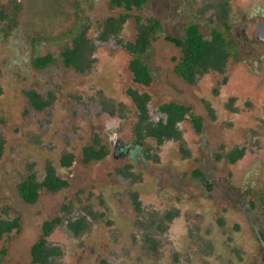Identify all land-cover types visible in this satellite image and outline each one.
<instances>
[{
  "label": "rangeland",
  "instance_id": "1",
  "mask_svg": "<svg viewBox=\"0 0 264 264\" xmlns=\"http://www.w3.org/2000/svg\"><path fill=\"white\" fill-rule=\"evenodd\" d=\"M0 10L9 20L0 23V220L18 224L0 239V264H35L30 249L55 217L46 248L58 253L44 264H264V42L255 35L264 0H149L128 13L109 0H0ZM124 13L117 36L100 39L103 22ZM137 17L161 24L147 87L133 83L121 45L134 39ZM189 22L207 39L221 33L230 53L222 73L194 84L175 74L180 49L164 39L180 38ZM70 43L83 53L69 61L87 69L62 64ZM36 55L56 61L38 70ZM129 88L150 96L151 121L164 118L159 105L175 102L202 117V132L187 116L178 124L181 147L146 138L115 156L117 140L133 141ZM95 136L108 154L84 163L82 147ZM238 148L243 156L230 164ZM64 153L73 156L68 168L59 165ZM48 162L67 187L23 202L17 185L29 171L40 181Z\"/></svg>",
  "mask_w": 264,
  "mask_h": 264
},
{
  "label": "trees",
  "instance_id": "2",
  "mask_svg": "<svg viewBox=\"0 0 264 264\" xmlns=\"http://www.w3.org/2000/svg\"><path fill=\"white\" fill-rule=\"evenodd\" d=\"M149 0H109V6L112 9H124L125 12L132 10H139L143 8ZM119 15L118 18L109 17L102 25V40L108 37H116L121 25L129 18L128 14ZM5 18V14L0 11V22ZM136 35L130 42L121 43L122 47L129 53L130 60L128 62V70L132 75L134 83L148 86L152 81L151 72L147 63V56L152 47L153 41L161 34V24L154 18H147L141 22L140 18L135 19ZM86 28L81 32L80 36L85 39ZM165 41L175 45L180 49L181 56L174 67L175 73L183 78L187 83L193 84L197 77L209 69L221 72L229 56V46L226 44L224 37L219 32H213L210 39H207L200 32L199 25L194 22H189L184 26L183 33L180 38H173L169 36L164 37ZM76 48L68 49L62 56L66 66H79L77 60L82 56L79 45L73 46ZM78 54L74 60L69 61L68 56L74 57L76 51ZM52 61L51 57H36L34 65L36 68H43ZM127 94L131 98L137 110L139 122L136 123L134 133L140 139L144 136H150L156 139L158 144H161L165 139L179 140V132L177 130V123L189 115L192 126L196 132H201L202 122L198 117L190 113V109L186 106L176 104L174 102L163 103L159 105L158 111L166 115L165 123L159 120L154 123L149 120L147 113V104L150 97L143 93L138 94L134 90H128ZM30 103L36 109H42L45 102L39 100L35 92L27 94ZM83 162L90 160H101L106 155V150L99 147L95 151L92 147L84 148ZM243 154V150H235L228 155L231 163L238 160ZM63 165L69 166L71 157L67 156L61 161ZM67 186V182L55 175L54 169L47 164L44 177L41 181L37 180L36 174L28 173L17 186V192L20 199L27 204H34L39 197L42 190L49 192H56ZM60 222L58 217L42 224L41 234L37 241L30 249L31 260L36 264H44L48 258L58 253L57 250L46 248V237H48L52 229ZM16 221L8 222L0 220V239L12 228H17ZM77 233V229H73ZM3 251L0 250V263Z\"/></svg>",
  "mask_w": 264,
  "mask_h": 264
},
{
  "label": "flooded vegetation",
  "instance_id": "3",
  "mask_svg": "<svg viewBox=\"0 0 264 264\" xmlns=\"http://www.w3.org/2000/svg\"><path fill=\"white\" fill-rule=\"evenodd\" d=\"M0 11H2V10H0ZM3 12V14H5V11H2ZM8 16L5 14V18L4 19H2V21L0 22V23H2V22H9V20H7L8 18H7ZM262 22H264V21H262ZM262 22H260V23H262ZM11 23L12 24H14L15 22L14 21H12L11 20ZM259 23V24H260ZM258 24V25H259ZM87 29H88V27H87ZM87 29H86V32H87ZM103 31V30H102ZM256 35V34H255ZM259 36L260 37H262V38H264V28L262 29V30H259ZM100 39H102V32H101V36H100ZM84 41L86 42V46H88V47H86V50H88L87 52H89V50L91 49L90 47H89V42L87 41V38H86V33H85V39H84ZM73 48V45L70 43V46H67V47H65L61 52H60V54H59V59L61 60V62H62V64L66 67V68H73V69H76V70H85V69H87L88 68V66H87V64H86V62L85 63H82V64H79V66L78 67H74V66H66L65 65V63H64V58H63V56H62V54L65 52V51H67L68 49H72ZM36 57H41V58H43V57H51L52 58V61L51 62H49L45 67H43V68H40V69H45L46 67H48L50 64H52V63H54L55 61H56V58L55 57H53V56H51V55H44V56H41V55H36L34 58H33V62H32V65H33V67L35 68V69H38L39 70V68H36L35 67V65H34V60H35V58ZM225 66V65H224ZM175 67V66H174ZM224 68V67H223ZM224 70V69H223ZM223 70L221 71V72H219V71H217V70H212V69H209L208 71H206V72H204V73H202L201 75H203V74H205V73H207V72H209V71H215V72H218V73H222L223 72ZM131 74V73H130ZM176 74V73H175ZM177 75V74H176ZM201 75H199V76H201ZM132 76V75H131ZM178 76V75H177ZM198 76V77H199ZM180 77V76H179ZM181 78V77H180ZM185 83H187L183 78H181ZM133 81V80H132ZM134 83V82H133ZM195 83V82H194ZM193 83V84H194ZM135 84H137V83H135ZM187 84H189V83H187ZM137 85H140V84H137ZM141 86H143V85H141ZM145 87H147V86H145ZM128 90H133V89H127L126 90V96L130 99V101H131V103H132V105L134 106V108H135V111H136V123L137 122H139V118H138V116H137V110H136V107H135V105L133 104V102H132V100H131V98L129 97V95L127 94V92H128ZM134 91H136V90H134ZM30 92H35V94L39 97V94L36 92V91H29V92H27L26 93V95L28 94V93H30ZM138 94H143V93H140V92H138V91H136ZM145 94H147V93H145ZM148 95V94H147ZM149 96V95H148ZM150 97V96H149ZM27 98H28V96H27ZM29 100V99H28ZM39 100H41L40 98H39ZM42 101V100H41ZM30 102V101H29ZM44 102V101H43ZM149 102H150V100H149ZM149 102H148V104H149ZM168 103V102H167ZM175 103V102H174ZM148 104H147V113H148ZM176 104H178V103H176ZM32 105V104H31ZM179 105H182V104H179ZM232 105V101L230 102V104H229V107ZM33 106V105H32ZM183 106H185V105H183ZM34 107V106H33ZM159 107V106H158ZM186 107H188V106H186ZM189 108V107H188ZM121 109V108H120ZM190 109V108H189ZM157 111H158V108H157ZM159 112V111H158ZM119 118H121V119H123L124 118V116H122V113H121V111H119ZM160 113V112H159ZM161 114H163L164 115V118L163 119H161L162 120V122L163 123H165V120H166V115L164 114V113H161ZM193 115V114H192ZM148 116H149V114H148ZM189 117V115H185V118L182 120V121H184L185 119H186V117ZM193 116H195V115H193ZM195 117H198V118H200L201 119V122H202V117H200V116H195ZM149 120L151 121V119H150V117H149ZM159 120H157V121H152V122H154V123H157ZM182 121H180V122H178L177 123V130H178V124L179 123H181ZM189 121H190V117H189ZM136 123H135V125H136ZM190 124H191V126H192V123H191V121H190ZM135 125H134V128H133V141H131V142H129V143H124V142H122V140L121 139H119V140H117V142H116V144H115V149H114V155L116 156H127V155H129V154H131L132 153V150H131V147H132V145H134V149H136V148H139V147H142L141 145H142V142L146 139V138H149V139H152V140H154V142H155V144L157 145V146H161L164 142H166V141H171V140H173V141H178L179 142V144H180V147H181V141H182V139H181V135H180V132H179V137H180V139L179 140H174V139H165L161 144H158L157 143V141H156V139L155 138H153V137H150V136H144L142 139L140 138H138L137 136H136V134L134 133V129H135ZM192 128H193V126H192ZM193 130H194V128H193ZM202 130H203V122H202ZM202 130H201V132H202ZM195 131V130H194ZM195 133H198V132H196L195 131ZM200 133V132H199ZM103 147L105 150H106V155H105V157L107 156V154H108V149H106L105 148V146H103L102 144H101V142H100V139L97 137V136H95V138L92 140V142L90 143V144H88V145H85V146H83L82 147V150L84 149V148H89V147H92L95 151H97V150H99V147ZM81 150V161L83 162V151ZM238 150H242V149H240V148H238ZM235 150H232V151H230L228 154H227V159H228V162L230 163V164H233V163H235V162H233V163H231L230 161H229V157H228V155L230 154V153H233ZM185 155H187V152H185V151H182ZM116 153V154H115ZM244 153V152H243ZM67 156H70L71 157V163H70V165L69 166H66V165H63L62 163H61V161L64 159V157H67ZM242 156H243V154H242ZM241 156V157H242ZM104 157V158H105ZM240 157V158H241ZM103 158V159H104ZM147 158H149V156H147ZM239 158V159H240ZM102 160V159H101ZM90 161H100V160H90ZM90 161H88V162H90ZM237 161V160H236ZM72 162H73V156L70 154V153H64L63 155H62V157L60 158V160H59V165L61 166V167H64V168H68V167H70L71 165H72ZM88 162H84V163H88ZM47 164H50V166L54 169V172H55V175L57 176V177H59L60 179H62L60 176H58L57 174H56V170H55V168H54V166L50 163V162H48ZM47 164H46V166H47ZM46 166H45V168H44V174H45V169H46ZM30 172H33V171H29L28 173H30ZM27 173V174H28ZM33 173H35V172H33ZM26 174V175H27ZM25 175V176H26ZM25 176H24V178H25ZM37 177V176H36ZM44 177V176H43ZM198 177L199 178H202L201 177V175H198ZM43 179V178H42ZM41 179V180H42ZM23 180V179H22ZM40 180V181H41ZM64 180V179H63ZM20 183V182H19ZM18 186V185H17ZM67 187V186H66ZM18 193V192H17ZM74 232V231H73ZM36 264V263H35Z\"/></svg>",
  "mask_w": 264,
  "mask_h": 264
},
{
  "label": "water",
  "instance_id": "4",
  "mask_svg": "<svg viewBox=\"0 0 264 264\" xmlns=\"http://www.w3.org/2000/svg\"><path fill=\"white\" fill-rule=\"evenodd\" d=\"M264 28V22L260 23L258 26H257V29H256V38L260 41H263L264 42V38L260 37L259 36V30H262Z\"/></svg>",
  "mask_w": 264,
  "mask_h": 264
}]
</instances>
